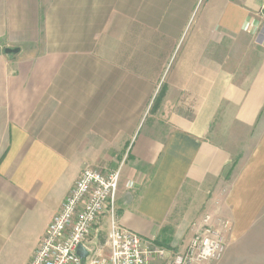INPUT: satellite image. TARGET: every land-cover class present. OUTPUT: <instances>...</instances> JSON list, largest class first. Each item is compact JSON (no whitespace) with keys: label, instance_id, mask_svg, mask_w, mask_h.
Segmentation results:
<instances>
[{"label":"crops","instance_id":"0c3cea01","mask_svg":"<svg viewBox=\"0 0 264 264\" xmlns=\"http://www.w3.org/2000/svg\"><path fill=\"white\" fill-rule=\"evenodd\" d=\"M262 1L0 0V243L22 228L29 264L92 168L121 171L122 226L168 251L152 264L183 254L180 197L232 160L214 126L228 107L253 129L264 109V36L244 32ZM263 208L264 133L224 197L233 233L217 264H264L237 243Z\"/></svg>","mask_w":264,"mask_h":264},{"label":"built area","instance_id":"2783aa9c","mask_svg":"<svg viewBox=\"0 0 264 264\" xmlns=\"http://www.w3.org/2000/svg\"><path fill=\"white\" fill-rule=\"evenodd\" d=\"M244 32L264 36V0L246 22ZM120 179V170L110 173L85 169L48 226L29 264H83L79 247L89 253L85 264H152L154 258L165 259L166 249L122 226L117 208ZM127 187L131 189L132 185ZM104 225L108 255L98 245ZM224 228L228 229V224ZM224 246L220 231L207 230L200 237L196 235L187 247V262L219 261ZM182 261L178 258L175 264Z\"/></svg>","mask_w":264,"mask_h":264},{"label":"rangeland","instance_id":"374dc122","mask_svg":"<svg viewBox=\"0 0 264 264\" xmlns=\"http://www.w3.org/2000/svg\"><path fill=\"white\" fill-rule=\"evenodd\" d=\"M242 51L243 49L240 52L241 54H246L247 52L246 50L244 52ZM242 61L243 60H239L237 62L240 64ZM214 132L216 133L215 140L229 148L231 151L232 160L230 166L224 177L218 180L211 190L209 189L206 191L202 188L200 189L189 186L188 194L182 195L179 199L176 218H178V215L182 212L183 215L189 214L191 216L190 229L193 230V238L198 234L199 237L206 234L207 230H209V232L214 230L220 231L224 236L225 249L222 258L219 261H203L201 263L194 262L192 264H217L227 254L229 249L228 241L232 237L233 229L232 223L225 219L226 215L221 210L222 204L224 203V197L228 194L231 185L240 174L242 167L255 149L261 135L264 133V109L258 119L256 127L253 129H246L243 126L232 122L231 112L227 107L226 113L220 118L218 124L214 126ZM183 218L184 217H182V219ZM225 224H228V229L224 228ZM22 232L23 229L19 228L15 232L10 243H0V264L27 263L30 253L37 243H26L24 238L22 239ZM98 240V245L103 247L102 251L105 255H108V248L105 243V225L104 231L99 234ZM237 243H249V248H247V250L249 249V251H252V253L257 256L264 255V208L252 230ZM172 257L174 258L172 264H175L178 258L183 260L181 264H188L187 249L183 254L177 256L172 255Z\"/></svg>","mask_w":264,"mask_h":264},{"label":"water","instance_id":"95a60500","mask_svg":"<svg viewBox=\"0 0 264 264\" xmlns=\"http://www.w3.org/2000/svg\"><path fill=\"white\" fill-rule=\"evenodd\" d=\"M6 52L8 54H12V53H18L19 50H7ZM78 255L82 258L83 264H85L86 260L89 256V253L86 251V249H84L83 247H79L78 248Z\"/></svg>","mask_w":264,"mask_h":264}]
</instances>
